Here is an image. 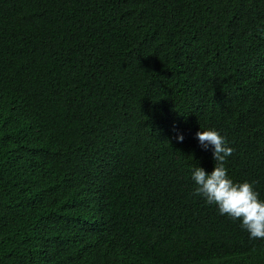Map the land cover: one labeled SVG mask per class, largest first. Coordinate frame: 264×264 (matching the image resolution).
<instances>
[{
    "label": "trees",
    "instance_id": "trees-1",
    "mask_svg": "<svg viewBox=\"0 0 264 264\" xmlns=\"http://www.w3.org/2000/svg\"><path fill=\"white\" fill-rule=\"evenodd\" d=\"M210 129L264 200V0H0V264H264Z\"/></svg>",
    "mask_w": 264,
    "mask_h": 264
},
{
    "label": "clouds",
    "instance_id": "clouds-1",
    "mask_svg": "<svg viewBox=\"0 0 264 264\" xmlns=\"http://www.w3.org/2000/svg\"><path fill=\"white\" fill-rule=\"evenodd\" d=\"M196 136L205 149L212 146L215 167L210 174L202 167L192 171L191 179L196 185L193 194L203 198L208 205L217 206L220 215L241 221V227L251 239L264 240V200L260 199L253 183L233 182L225 167L226 158L232 156L235 149L228 146L226 139L216 130L200 131ZM183 139V135L178 137L180 142ZM100 217L104 218L100 224L105 225L109 217L103 210L91 213L92 222L98 227H101L97 221ZM91 260L90 253L79 254V264H89Z\"/></svg>",
    "mask_w": 264,
    "mask_h": 264
}]
</instances>
